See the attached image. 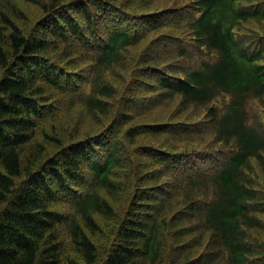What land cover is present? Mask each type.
<instances>
[{"label": "trees", "instance_id": "16d2710c", "mask_svg": "<svg viewBox=\"0 0 264 264\" xmlns=\"http://www.w3.org/2000/svg\"><path fill=\"white\" fill-rule=\"evenodd\" d=\"M74 108L103 123L60 137ZM258 172L264 0H0V264H96L123 178L100 264H264Z\"/></svg>", "mask_w": 264, "mask_h": 264}, {"label": "rangeland", "instance_id": "374dc122", "mask_svg": "<svg viewBox=\"0 0 264 264\" xmlns=\"http://www.w3.org/2000/svg\"><path fill=\"white\" fill-rule=\"evenodd\" d=\"M166 4L167 5H165V6H169V3H166ZM17 5L22 9V11L25 15V20H23L22 22H18L19 25L28 28V27H31L33 24H35L36 20L41 15L40 9L33 4L24 3L21 1L20 2L18 1ZM255 27L256 26L253 24L249 25V28L254 29ZM138 51H139L138 47L132 48L128 52L127 58L131 59L133 56H135L137 54ZM127 69H128V67L126 66V67H123L120 71H116V73L113 72L109 76V78H107V81H109L111 84H113L116 88H119L124 83L122 78H125V76L127 75V73H128ZM171 105H172V103L168 107L159 108L157 111H155L153 113V115L151 117H149L148 119H145V120H160L164 117L165 118L168 117V115L172 109ZM247 108L251 114H252V112L259 111V107L255 101L249 102ZM77 110H78V108L74 110V113H70V114L63 112L56 117L57 120L54 121L53 123L56 122L55 128H56L57 134H59L60 137L65 138L68 135H73V131H76V130H77V132L81 133L80 137L85 136V135H89L91 132L96 131L99 128V126L103 123V117L102 116H96L95 115L94 117H92L90 115V117L89 116L85 117L82 115L81 118H78ZM79 119H80V121H79V123H77L76 121ZM66 139H68V138H66ZM149 139H151V138L137 136L135 145H141L144 142L147 143V142H149ZM45 142H47V141H45ZM45 142H41V143L43 144V147L46 150V155H49V153L55 152L56 148H54V145L52 143H45ZM125 161L127 164H129V162L126 158H125ZM123 180H124V182H127L125 185V193L120 195V199H123L124 202L122 203V200H121L117 204L114 203V206L116 207L115 209H117L116 218L114 217V218L107 220V221H101V232L97 235L92 236V241L94 242L95 246L98 249V260H97L96 264H100L104 255L106 254L110 244L113 241V238H114L116 231H117V226H118L120 219L122 217V212H123L124 206H125L126 195L129 192L128 188L131 187V181H129V179L123 178ZM255 182L260 188H263L262 185L264 184V177L259 172L256 174ZM206 235H204V238H206ZM260 237L264 238L263 236H260ZM163 253H167L166 247L163 249Z\"/></svg>", "mask_w": 264, "mask_h": 264}]
</instances>
